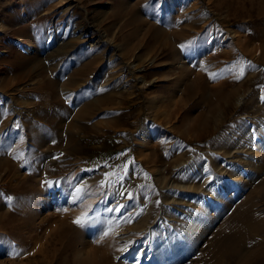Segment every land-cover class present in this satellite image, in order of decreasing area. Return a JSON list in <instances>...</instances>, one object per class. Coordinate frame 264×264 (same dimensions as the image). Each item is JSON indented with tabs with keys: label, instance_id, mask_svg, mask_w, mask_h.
<instances>
[{
	"label": "rangeland",
	"instance_id": "374dc122",
	"mask_svg": "<svg viewBox=\"0 0 264 264\" xmlns=\"http://www.w3.org/2000/svg\"><path fill=\"white\" fill-rule=\"evenodd\" d=\"M121 1H126L129 6L138 4L139 7L140 4L141 10H138L140 16H143L142 13L149 8L150 16H144V19L153 27L165 28L168 31L179 32L178 30L186 26V20L192 19L193 27L188 31L190 36L180 40L175 47L178 48V53L174 48L175 53L171 52V55L167 53V48L166 50L159 44V40L155 42L150 39L146 34V30L149 29L147 25L142 26L134 38L126 39V34L133 31L130 26L124 25L128 18L124 16L126 12L122 14L118 8V2ZM171 1L174 2L173 6H170ZM174 8L180 10L176 11ZM53 9H56V12L63 11V15L60 16L62 19L54 18ZM42 14H46L45 18L48 20L45 29L58 35V41L54 44H51L53 41L47 43L44 48L45 53L39 55L31 42L35 40L33 29L37 27L38 18ZM33 16L36 18H32ZM49 20L53 23H49ZM81 23L84 26L79 25ZM89 25L92 26L90 32L97 30V34H92L88 40L82 36L78 37L75 28L83 30ZM98 33L102 36L101 44H96V38L91 39L99 35ZM234 34L239 36L237 40L241 42V48L235 44L237 40ZM77 37L82 41L78 42L79 46L73 47L74 50L78 51L82 46L86 48V52L97 51L96 54L99 55L97 61L102 65L100 67L96 65L97 69L88 72L87 77L83 78L80 84L85 86L84 89L81 90L77 84L68 85L72 96L73 92L78 93L71 98L74 100L76 95L77 98H85V94L88 93V96L86 95L88 99H84L86 102L97 98L98 93L104 90L105 93L114 95L116 102L124 99L121 107L124 111L132 113L128 119L130 126L116 130L105 127V131H100L99 134L91 132L88 137L82 133L76 134L74 147L69 154L67 151L59 155L46 154L45 158L43 157L44 168L37 166L38 168L43 171L45 165L51 161L58 162L60 167L53 164L52 171L50 169L51 172L48 173L49 178L46 177L47 175L43 177H40L42 174L38 175V178H41L38 189L43 195L37 213L33 211L32 205L38 197L35 195L34 199L28 198L29 192L20 188V190L14 188V194H9L5 189L9 188V184L15 185L18 181H12L11 174L0 173V194H2L0 215L6 214L13 220L9 222L5 219L0 222L2 226L0 227V264H9L8 260L17 258L24 260L29 255L27 250L30 251L34 246L36 251L40 246L38 243V245L34 244L35 240L27 244V239L25 240L22 234L23 223L27 221L23 212L33 211V214H37L35 225L41 223V218L52 211V206L47 208L45 205L47 201L42 200L47 198L52 184L60 185L63 192L62 202L55 206L66 209L70 207L71 214L87 213L85 219L91 221L101 214L100 212L98 214L95 208L99 203L106 205L105 208L107 205L113 208L119 201L121 192L132 193V198L125 199L126 206L121 210L124 217L123 228L132 238L131 241L151 237L152 249L143 252L145 258H150L151 264H204L200 258L203 259L216 233L223 229V223L232 212L229 205H234L235 202L238 204L245 197L248 188L244 185L250 184L249 180L256 173L254 168L260 165L258 180L264 176V164L260 162V159L264 158V100L261 99L264 96V0H0V100L1 103L7 101L5 109L9 112L8 121L10 124L15 122L17 129L20 128L25 117L37 111V101L31 96L35 78L26 77L24 84H13L12 88L6 87L8 79L13 76L11 73L13 68L9 61L14 56L10 54L9 57L8 50L12 47L18 55L28 59L37 56L38 60L43 59L49 65V61L45 58L51 53L50 51L58 50L59 44L64 45L66 41ZM18 38L26 42L23 44L15 41ZM148 40L150 41L147 43ZM74 50L72 49L65 59L64 57L62 59V56L56 57L54 62L58 67L54 73L68 72L67 78L72 70H75L74 65L77 61H80L78 65L84 64L85 58L76 60ZM116 55L119 58H115ZM148 59L153 60L154 63L144 69L142 73L145 76L144 80L138 85L133 84L134 82L130 83L134 85L133 89L123 88L125 80L128 79V68L135 62H145ZM178 61H182L187 69L183 73L176 68ZM28 64V67L34 65ZM52 68L54 66L49 68L48 74L53 75ZM98 74L100 77L96 79ZM196 81L198 85L187 94L189 84ZM218 90L224 94L235 90L237 95L234 99L228 97L227 108L223 105L224 99H222L219 122L209 121L207 126L205 125L208 132L203 131L201 134L200 131L197 136H193V130L198 126L196 121H199L196 117L202 113L209 115L207 102L202 95L204 97L207 95L208 99L217 103L213 94L216 95L215 92ZM19 91L27 94L20 96ZM237 97L243 99L239 107L236 104ZM15 100L22 106H17ZM22 101L34 102L28 112L23 109ZM65 104L67 105L64 100ZM68 107L66 109L70 108ZM108 112L115 113V111ZM99 116L100 114H97L94 117ZM55 118L50 116L49 119L52 121ZM57 120L55 123L58 122ZM143 127L149 132L144 139L141 137ZM21 132L27 131L21 129ZM42 134L44 133L41 132L40 135ZM124 135L132 138L130 142L123 139ZM64 145V147L68 146L66 143ZM49 146L52 147L53 144L45 140L37 152L43 154L47 152ZM37 152L35 151V154ZM63 153L66 156L59 159L58 157ZM28 156L32 164H35V155ZM179 157L185 160L180 166L175 161ZM76 159L77 163L74 162ZM65 162L70 163L63 164ZM153 168L160 169V174L152 172ZM27 169L28 167H24L23 172H27ZM168 179L175 181L177 185L187 184L198 188L196 191L185 193V190L180 189V191L179 188L169 186L168 183L162 185L163 181ZM76 181H83L81 192L78 199L74 195L72 202H75L70 204L68 198ZM215 184L224 188V193L216 191ZM236 189L237 191L240 189L241 192L237 198H234L233 196L238 193ZM205 196L220 203V208H214L209 203L202 205L201 199ZM7 197H11V200ZM225 198L227 200H224ZM223 200L225 204L222 203ZM151 207V216L143 230L142 228L134 230L135 222L143 220L146 210ZM100 222L98 224L95 219L89 228L81 229L86 242L96 249L103 248L102 239L105 234L103 229L106 232L109 230L104 226L108 221L104 224ZM151 224L153 227L144 231ZM46 226L47 224L42 227L43 229L41 228L40 233L39 231L34 233V236L39 234L42 245L46 243V235H43ZM10 228L15 233L18 232L17 239L22 241V246L17 245L18 242L11 238ZM75 232L77 231L73 229L70 231L71 237L75 238ZM246 237L248 238L247 235ZM114 242H118L117 238H114ZM244 242L246 247V240ZM115 243L114 249L117 246ZM69 246L71 245L67 244L62 247L59 253L56 251L58 258H55L53 264H62V261L58 260L60 258L64 259L65 264H71ZM247 246L249 248L251 245L248 243ZM21 247L26 248L25 254ZM53 248L58 249L59 245H53L51 249ZM14 249L18 255L12 253ZM112 252L116 251L112 250ZM112 252H105L106 258L112 264H128L123 260L115 261ZM142 262L144 264V260Z\"/></svg>",
	"mask_w": 264,
	"mask_h": 264
},
{
	"label": "bare ground",
	"instance_id": "6f19581e",
	"mask_svg": "<svg viewBox=\"0 0 264 264\" xmlns=\"http://www.w3.org/2000/svg\"><path fill=\"white\" fill-rule=\"evenodd\" d=\"M72 1H74V0H72ZM139 2H141V1H139ZM118 3H119L118 4L119 10L122 11V14L126 12L124 14V16H127V18H128V21L124 25L130 26L131 31H133L132 33H129L128 35L126 34V37H125L126 39H131L132 37L134 38L136 33L139 31V29L142 28V26L147 25L149 27V29L152 30V32H151V30L149 32V29H147L146 34H148L150 39L155 41V42L159 40V44L163 48H165V49L167 48L168 49L167 53L169 55H171V52L175 53L174 52L175 49H176V53H178V48H175V47L179 43V41L190 36V35H188L189 34L188 31H189V29H191L193 27V25H192L193 22H191L192 17L190 18L191 20H188V19H187L188 21L186 20V26L182 27L181 30H178L179 32H177L176 30L168 31L165 28L153 27L152 24H150L149 22H147L144 19V16H148V17L150 16L149 8L144 13H142L143 16H140V14L138 12V10H141L140 4L138 7V4H136L134 6L133 5L129 6L126 1H121ZM173 3L174 2L171 1L170 6H173ZM176 5L177 4H174V6H176ZM56 9H58V8H56ZM56 9H53V15L55 16L54 18L60 17L61 15H63L62 14L63 11L62 12L61 11L56 12L55 11ZM175 10L179 11L180 9H175ZM54 12H56V13H54ZM45 15L46 14H42L38 18L36 28H34V26H33V28H34L33 30H35L34 34H33V35H35V40L33 39L34 41L31 43L34 45V48L37 50V54H39V55H41L42 53H45L44 48L47 46V43H50L51 41H53L51 44H54L56 41H58V38H57L58 35L56 36V34H53L52 31H50V30L47 31L45 29V23L48 21L45 18ZM32 18H36V16H33ZM60 18L62 19V17H60ZM194 18H196V17H194ZM50 22L53 23L52 20H49V23ZM35 25H36V23H35ZM50 25H52V24H50ZM79 25L84 26L83 23H81ZM29 27L31 30L30 25H29ZM90 27L92 28V26H90V25L87 27H84L85 29H83V30H80L76 27L75 29H76V33L79 35L78 37L82 36L83 38L88 40L92 34H95V33L97 34V32H98L97 30H93V32L92 31L90 32V30H89ZM51 30H52V28H51ZM144 32H145V30H144ZM78 37L75 38L74 40H68L71 38L70 37L67 39L68 41H66L64 43V45L59 44L58 50L50 51L51 53L45 58V60L49 61V65H47L43 59L38 60L37 56L36 57H30L29 59L24 58L23 56L18 55L16 53L15 49H13L12 47H10V50H8V52H7L9 57H11L10 54H12L14 57L11 61H9V63L11 64V66L13 68V71L11 72L13 76H11L10 80L8 79L6 87L12 88L11 85H13V84H15V85L24 84L23 81H24V78H26V77L27 78H29V77L35 78V82L32 84L34 90H33L31 96H34L33 99L37 101V107H36L37 111H36V113L32 114L31 116L25 117L22 120V125L20 126L19 129H17L15 122L10 124L8 121L9 112L6 111V109H5V105H6L7 101L4 103H1L2 101L0 100V139H1L0 143H2L0 145V173L3 172L5 175L11 174L12 177L17 176V178L11 177L12 181H14V180L18 181L17 184L14 185L11 181L12 185L10 186V184H9L10 189L9 188L5 189L6 192H9V194H14L13 193L15 191L14 188H16V189L20 188L22 190L26 189L29 192L28 198L33 197V199H34L35 195H36V197H38V198H36V200L33 201V205H32V208L34 209L33 211L35 213H37L39 211L40 205L42 204L40 199L43 195L42 194L43 192L38 189L39 188L38 184L41 181L40 177H43V175L44 176L47 175L46 177L49 178L50 176L48 173L52 171V169H51L52 165L57 164L59 166L58 162L54 163L51 161L49 163L47 162L48 164L45 165L46 167L43 171L40 168H38L37 166H43V157L46 154L54 153L55 155H57V154L59 155V154H61V152H65V151H67V153L69 154L70 150L73 149V147H74L73 143L76 140H74L73 137H75L74 135H76V134L82 133V134L88 135L91 132H93V133L97 132L99 134L100 131H105V129H104L105 127H107V129H109V130H111V129L116 130V129H121L125 126H130V123H128V119H130V117L132 116V113L124 111V108L121 107V105L124 102V99L122 101L116 102L115 98H113L114 95L107 94V93H105L104 90L102 92L98 93L99 96L97 98L90 100V101H86V102L84 101V98H82V97L77 98L76 97L77 95L75 96L74 100L71 98L72 94L69 92L70 90L68 88V85L70 84L69 86H73V85L77 84V85H79L77 87H80L81 90L84 89L85 86L80 84L81 82H83V78L85 76L87 77L88 72L96 70L97 69V67L95 68L96 65H98V67H100L102 65L101 63L98 62L99 60L97 59V57L99 55L96 54L97 51H92L89 48L90 51H87L89 53V54H87L86 48L82 47V46H81V48L78 49V51L74 50L75 48H73V47H75L77 45L79 46L78 42L82 41ZM238 37L239 36H235V34H234L235 40H237ZM95 38L97 39L96 44L103 43L102 42L103 41L102 36L100 34L95 36L94 38L92 37L91 39L93 40ZM15 41L23 42V44H24V42H26L24 39H21V38H18ZM70 41H72L73 43ZM149 41L150 40H148L147 43ZM235 44L241 48V42L239 40H237L235 42ZM28 45H30V44H28ZM90 47H92V46H90ZM72 49L74 50V55L76 56V60H81V59L85 58L84 64L78 65V64H80V61H77L74 65L75 70H72L71 74H69L67 78H66V75L68 72L62 71L59 74L54 73L56 71L55 70L56 67H58L55 64L56 62H54L56 57L59 58V56H62V59H63V57L65 59L66 57H68L67 54ZM151 49H153V48H151ZM260 51L261 50H259V52ZM112 55L114 56V54H112ZM115 58H119V56L116 55ZM28 63H32L34 65L28 67L29 66ZM59 63H61V62H59ZM153 63H154V61L150 60V59H148L145 62H140V63L135 62L134 64L132 63L133 65L128 68V70H129V73L127 74L128 79L125 80V84H124L123 88H132L133 89L134 85L130 84L133 82H134L133 84H136V83H137V85L140 84L145 78L144 74H142L144 72V69L150 67ZM172 63H173V61H172ZM52 64H54V65H52ZM177 64H178V66L176 68H178V71H180V73H183V71L187 70V69H185V66L183 65L184 63H182V61H178ZM53 66H54V68H52V70H54L53 75H52V73L48 74V72L50 70L49 68H51ZM68 66H69V64H68ZM64 69H66V68H64ZM66 70L68 71V69H66ZM59 77H61V78H59ZM99 77H100V74L97 75L96 79H99ZM196 85H198L197 81H196V83L189 84V86L186 90L187 94H190L193 91V87H195ZM56 86H58L59 89H58V87L56 89ZM215 93H216V95L215 94H213V95H214V98H216V100L218 101L217 103L212 102V99H208L207 95H205V97H204V95H202V97L207 102V108H208L207 113H209V115H205L204 113H202L196 117V119H198L199 121H196L198 126L196 125L197 128H195L193 130V136H197L198 132H200V131H201V134L203 131H204V133L208 132V129H206L207 127H205V125L209 121H211L213 123L219 122L220 121L219 111L221 109L220 105H221L222 99H224L223 105H226L225 107L227 108V105L229 106V104H227L228 97L231 96V99L232 98L234 99V97L237 95V91H235V90H234V92H230V93L228 92V94H224L220 90L216 91ZM25 94H27V93L19 91L20 96H24ZM118 96H120V95L118 94ZM60 100H61V102L65 100L70 108L69 109L65 108V110L59 109ZM236 101H237L236 104L238 105V107L241 105V103H243L242 98H240V99L238 98V100H236ZM22 102H24L23 103V106H24L23 109H25V111H27V112L31 108V105L34 104L33 101H29V102L28 101L27 102L22 101ZM15 103L17 104V106H19V105L22 106L16 100H15ZM112 105H115V107H113ZM61 108H63V107H61ZM57 109H59V110H57ZM108 111H115V113L114 112L110 113ZM100 113H101V115L99 117H94ZM134 113L135 112H133V114ZM50 116L56 117V118L52 120V124H50V128H48L49 132H47L46 135H44V136H46L51 143L52 142L53 143L59 142L58 140H56V136L54 135L55 131L60 130V129L62 130V128H65V126H66L67 127V128H65L66 134L70 133L69 134L70 137H68L69 135H66L67 139L65 141L66 145L68 144V146L64 147L63 149H59V150L48 149L47 152L41 154L37 151L40 150V149L38 150V147L43 143L45 137L44 136L42 137V135H40L39 132L41 131V127L44 124L43 120H45L46 118L49 119ZM55 120H57L58 122L55 123ZM68 120H69V123H67ZM132 126H134V125H132ZM21 129H26L27 134L24 132H21ZM42 129H43V127H42ZM151 129H153V128H151ZM61 130H60V132H61ZM250 130L253 132L252 128H250ZM5 132H7V134ZM153 132L154 131H152V133ZM148 134H149V132L147 131V129L145 127H143L141 130V137L144 139L148 136ZM122 137H123V139H125V141H128V142H130V140L132 139V138L130 139L129 137H127L125 135ZM59 138H60V135H59ZM194 138L195 137H193V139ZM64 140L65 139L61 138L60 142L62 144H60V145L65 146ZM35 151L37 152V154H35ZM28 155H31V156L35 155V162H36L35 164L34 163L32 164V161H30L31 158ZM63 155H60L58 158L62 159L61 157L66 156V154H64V153H63ZM75 156H77V155H75ZM16 158H17V160H16ZM67 158H68V156H67ZM20 159L22 161H20ZM260 160H261L260 161L261 164L263 165L264 164V158H261ZM76 161H77V159L74 162H76ZM175 161H176L177 165H179V166L182 165L183 162H185V160H182V157H179ZM69 163L70 162H67V163L65 162L63 164H69ZM24 167L25 168L28 167L27 172H23ZM43 168H44V166H43ZM50 169H51V171H50ZM254 169L256 170L255 171L256 173L253 176V178L250 179L251 181L249 180V183L252 185L251 186H250V184L244 185L245 187L248 188L245 197L243 196L244 198L242 197L243 199L238 204L235 202L234 205H229L230 206L229 208H232L231 209L232 212L229 215V217L227 218V220L223 223V229H221L218 233H216L213 241L211 242V244L208 245V247H209L208 250L205 249L207 252L203 255V259L200 258L201 262H204V264H224V263H226V264H264V176H263V178L261 177V179L258 180L259 179L258 174L260 173V165H258ZM152 172L158 173V175H159L160 174L159 172H161V170L153 168ZM39 174H42V175L40 176ZM38 175L40 176L39 178H38ZM56 177H57V175H56ZM91 177H92V175H91ZM8 178L10 179V177H8ZM30 178L32 180H30ZM52 179H54V178L52 177ZM68 179L69 178H67V180ZM164 181H163V184L160 183V185L161 184L167 185V183H168L169 186L179 188V190L181 189L182 191L185 190V193H186V191H189V192L190 191H196V189L198 188L197 186H195V187L194 186L192 187L190 185L187 186V184L186 185H182V184L177 185V183H175V181H170V179L166 180L165 182ZM27 182H30V184H27ZM86 182H88V180ZM204 182H206V181L204 180ZM82 184H83V181H76L73 184V186L71 188L72 193L70 194V196L68 198V200L71 201L70 204L73 203L72 199L74 198V195H75V189L81 188ZM215 187H216V191L218 190V192L224 193L225 189L222 188L219 184H215ZM12 188H13V190H12ZM233 188H235L234 185H233ZM41 189H43V188H41ZM236 191H237V189H236ZM237 192H238L237 195L233 196L234 198H237L239 196V194L241 192L240 189ZM62 193L63 192H62V188L60 187V185L59 186L57 184L51 185V189H50L49 193H47L48 194L47 198L42 199V200L47 201L45 204L46 207L52 206V211H49L47 213V215H45L46 217H42V218L40 217L41 223H38L37 226L35 225V222H34L37 214H33L32 213L33 211H31V210L28 211V213L23 212L24 218L27 221H25V223H23L24 224L23 225L24 231L22 234L25 237V240L27 239L28 245L30 244L31 241L33 242L35 240L34 244L38 243V244H40V246L37 248L36 251H34L35 250L34 246L32 249H30V251H28V250L26 251L29 255L25 257V259H24V260H26L25 263H23V261H24L23 258L12 259L10 257L12 260L11 261L8 260L9 264H53V262L55 261V258L56 257L58 258L57 255L60 252V250L62 249V247H64L67 244L71 245V246H69V252L71 253V264H110L111 262L106 258L107 255L105 254V252H112V250L116 251L115 253L112 252L113 253V259L115 261L123 260V261H125V263H128V264H137V262H138V264H143L142 260H144V264H151L149 261L150 258L149 257L145 258V256H143L144 251H146L147 249L151 250L153 247L151 244L152 243L151 237L147 236L146 239L144 238L143 240H140V241L139 240L131 241L132 238L129 235H127L125 229L123 228V221H124L123 218L124 217L122 216L121 211L119 213L108 212V211H106V209L112 208V207L107 205V207L105 208L106 205H103L102 203H99L98 206L95 207L97 209L98 214H99V212L101 213V214H99V217L96 216L95 219H97L98 224L100 221H101L100 223H103V224L106 221H108V224H105L104 226H106L109 230L106 232V230L104 231V229H103V232H105V234L103 235L104 239H102L104 241L103 248L102 249L101 248L96 249L94 247L92 248V246L86 242L87 241V240H85L86 237H84V234L82 233L81 229L86 228V227L89 228V226L92 224V222H94L95 219L93 221H91V220H88V218L86 217L87 219H85L83 226H79V225L73 223V221L77 217H80L83 214L82 215L74 214V213L71 214L72 210L69 211L70 207L66 209L65 207L62 208V207H58L57 205L55 206V204L62 202V200H63V198L61 196V195H63ZM121 193H123V195ZM121 193L119 194V196H121L120 199L118 198L119 201L117 200L118 202L115 203L116 206L113 208H116L118 205H121V204L126 206L125 202L127 200H125V199L128 198V194H126L124 192H121ZM224 200H227V198H225ZM224 200L222 203L225 202ZM201 203H202V205L209 203L214 208H220V203L218 204L213 199L206 197V196H205V198L201 199ZM53 206H54V208H53ZM0 207H2V206H0ZM151 211H152V207L149 208L148 210H146L145 218L143 220H141V221L139 220V222L136 221L137 223L135 222V225L133 224L134 230L137 231L140 228H142V230H143V227H145L144 225L147 223L149 217L151 216L150 215ZM84 215H85V213H84ZM89 217H90V215H89ZM100 218H102V219H100ZM5 219L9 220V222H13V220L11 219V216H7L6 214L0 215V222L5 220ZM110 220H111V222H112V220H114V222L111 223ZM46 224H47V226H46L45 230L43 231V235H46V239H45L46 243H45V245H42L40 243L41 237H38L39 234L34 236V233L37 231H39V233H40L41 228L44 227ZM152 224H151V226L146 227L144 229V231H147L149 228L153 227ZM38 225H39V227H38ZM154 226H155V224H154ZM0 227H2V226L0 225ZM130 227H132V226H130ZM72 229L77 231V232H75V238L71 237V235H70V231ZM10 230H11V228H10ZM9 233L11 234V238H14L18 242L17 245H20V246L23 245L22 241L20 239H17V236H19L17 234L18 232L15 233V231L11 230ZM246 235L248 236V238L246 237ZM18 238H20V237H18ZM114 238L115 239L117 238V240H118L117 243L114 242ZM43 239H44V236H43L42 240ZM77 239H78V241H77ZM72 240L74 242H77V244H74V242ZM245 240H246L247 245H248V243L251 245L249 248L247 245L245 247V242H244ZM114 243L117 245L115 249L113 248ZM53 245H59V248H58L59 250L57 248H53V250H52L51 247ZM76 245H79V247H77ZM244 247H245V249H244ZM21 249L24 250L23 254H25L26 248L21 247ZM110 249H112V250L110 251ZM56 251H58V253ZM17 257H19V256H17ZM58 260L60 262L62 261V264H65L64 259L60 258ZM59 264H61V263H59Z\"/></svg>",
	"mask_w": 264,
	"mask_h": 264
},
{
	"label": "crops",
	"instance_id": "0c3cea01",
	"mask_svg": "<svg viewBox=\"0 0 264 264\" xmlns=\"http://www.w3.org/2000/svg\"><path fill=\"white\" fill-rule=\"evenodd\" d=\"M75 93H77L76 91L75 92H73V96L75 95ZM88 93H86L85 94V98L84 99H88V98H86L88 95H87ZM90 94V93H89ZM87 95V96H86ZM72 96V97H73ZM62 103H63V105H62ZM65 106V107H64ZM69 105L67 104H65L64 105V101H62L61 102V100H60V106H59V109H64L65 110V108H67ZM61 107H63V108H61ZM69 108V107H68ZM100 115H101V113H100ZM44 122V124L42 125V127H43V129H42V127H41V131H42V133L44 132V134L45 133H47V132H49V130H48V128H50V124H52V121H51V119H45V120H43ZM47 125H49V126H47ZM47 126V127H46ZM65 128H66V126H65ZM65 128H62V130H61V132H60V130H57V131H55V136H56V140H58L59 142L61 141V138L62 139H65L64 140V144H65V141H66V139H67V136L66 135H69L70 133H68V134H66V129ZM48 130V131H47ZM41 131L39 132L40 134H41ZM60 132V133H59ZM44 134H42V137L44 136ZM96 134H98L97 132H96ZM59 135H60V138H59ZM75 137H73V139L74 140H76V135H74ZM89 135H86V137H88ZM45 137V139H44V141H43V143L45 142V140L47 141V143H51L49 140H48V138L46 137V136H44ZM68 137H70V135L68 136ZM58 138V139H57ZM42 143V144H43ZM42 144L38 147V149L42 146ZM51 144H53V146L52 147H48L47 149H63L64 148V146H62V145H60V144H62L61 142L60 143H57V142H55V143H51Z\"/></svg>",
	"mask_w": 264,
	"mask_h": 264
},
{
	"label": "snow or ice",
	"instance_id": "6c2138e0",
	"mask_svg": "<svg viewBox=\"0 0 264 264\" xmlns=\"http://www.w3.org/2000/svg\"><path fill=\"white\" fill-rule=\"evenodd\" d=\"M243 74V69L241 70V75ZM262 100H264V96L261 97ZM121 180L123 179V177L120 178ZM106 183V182H105ZM102 187L104 186V184L101 185ZM80 192H81V189L80 188H76L75 189V195H76V198L78 199L79 198V195H80ZM123 195V193H121ZM2 195V194H0ZM128 198L131 199L132 198V193H128ZM8 200H11V197H7ZM75 202V201H73ZM125 206L124 205H118L116 208H108L106 209V211L108 212H117L119 213ZM85 215H82L80 217H77L73 223L79 225V226H83L84 222H85ZM14 255H18V253L15 252V249H14V252H13ZM138 264V262H137Z\"/></svg>",
	"mask_w": 264,
	"mask_h": 264
}]
</instances>
